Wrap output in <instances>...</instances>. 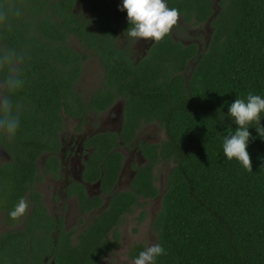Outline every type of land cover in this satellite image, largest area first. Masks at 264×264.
I'll return each instance as SVG.
<instances>
[{
  "label": "trees",
  "instance_id": "1",
  "mask_svg": "<svg viewBox=\"0 0 264 264\" xmlns=\"http://www.w3.org/2000/svg\"><path fill=\"white\" fill-rule=\"evenodd\" d=\"M199 1L203 19L211 8ZM178 3L168 2L179 10ZM8 9V0H0V12L6 13L0 31L7 33L9 22L19 23L17 11ZM210 24V39L199 53L195 47L163 39L145 67L111 72L118 74L113 79L125 97L127 121H156L164 136L142 146L147 161L137 168L131 188L111 191L108 204L78 232V242L70 244L63 238L57 251L52 248L54 264H98L118 244L117 228L125 213L139 206L140 221L146 210L139 197L160 192L151 227L154 244L165 252L155 258V264H264V137L257 131L264 126V112L260 125L255 121L247 125L252 171L223 152L224 139L239 127L229 115L231 104L237 98L246 101L249 93L264 98V0H222ZM2 38L8 47V34ZM49 50L47 57L57 56ZM188 57L195 63L188 65L184 76ZM61 62L67 63L66 58L61 56ZM32 72L39 77L32 78ZM77 73L55 68L46 59L39 70L29 71L20 87L28 98L10 99L14 105L20 100L30 104L27 110L34 115L23 120L36 119L37 112L43 111L45 120L53 122ZM1 74L5 79L8 70ZM115 153L107 156L103 167L105 189L120 165V154ZM35 154L30 152L29 158ZM161 161L170 164L162 191L154 172ZM11 232L8 246H0V264H49L21 245L20 231ZM145 249L142 241H134L127 255L135 260Z\"/></svg>",
  "mask_w": 264,
  "mask_h": 264
},
{
  "label": "flooded vegetation",
  "instance_id": "2",
  "mask_svg": "<svg viewBox=\"0 0 264 264\" xmlns=\"http://www.w3.org/2000/svg\"><path fill=\"white\" fill-rule=\"evenodd\" d=\"M174 1L180 4V19L164 41L170 38L199 53L210 39V20L222 0H203L211 8L203 19L197 9L201 1L165 0L169 8L168 2ZM122 5L123 0H8V11L13 7L19 13V23L9 22L8 33L0 31V56L10 52L22 57L19 78L25 82L29 71L39 70L46 59L55 68L78 73L64 92V104L53 122L45 120L43 111L37 112L36 119L23 120L34 115L27 110L30 104L12 103L19 127L12 137L0 132V246H8V231L16 235L18 230L23 247L54 264V247L57 251L63 238L77 243L78 232L108 204L111 191L131 188L137 168L147 161L142 146L161 140L156 129L144 134L156 121H127L126 100L113 79L118 74H111L145 67L162 42L126 37L131 25ZM7 34L8 47L2 38ZM46 48L57 56L47 57ZM61 56L67 63L61 62ZM194 63V58H187L184 76ZM84 72L88 80L82 79ZM30 76L39 77L33 72ZM20 92L21 88L9 96L28 98ZM30 152L36 153L34 159L29 158ZM112 152L120 154V165L105 189L103 167ZM21 198L28 210L12 219L9 214Z\"/></svg>",
  "mask_w": 264,
  "mask_h": 264
},
{
  "label": "clouds",
  "instance_id": "3",
  "mask_svg": "<svg viewBox=\"0 0 264 264\" xmlns=\"http://www.w3.org/2000/svg\"><path fill=\"white\" fill-rule=\"evenodd\" d=\"M127 11V18L131 27L126 31V37L144 41L159 42L177 25L180 13L175 8H169L165 0H123L121 11ZM19 14V13H17ZM6 13L0 12V21ZM13 53L5 52L0 56V71L5 67L8 75L0 80V132H6L9 137L15 135L19 127V114L13 115V104L9 93L23 85L19 78L20 61ZM19 107V106H18ZM264 112V98L259 95L248 94L247 100L237 98L229 107V115L239 127L234 134L226 137L223 143L224 155L229 159H236L248 171H252V160L248 152V142L251 133L247 125L255 121L260 125V115ZM261 137H264V126L257 127ZM28 203L21 198L10 212L12 219L23 216L28 210ZM160 244H152L141 251L133 264H155V258L164 254Z\"/></svg>",
  "mask_w": 264,
  "mask_h": 264
},
{
  "label": "rangeland",
  "instance_id": "4",
  "mask_svg": "<svg viewBox=\"0 0 264 264\" xmlns=\"http://www.w3.org/2000/svg\"><path fill=\"white\" fill-rule=\"evenodd\" d=\"M89 75L87 72L83 73L82 79L88 80ZM154 126L153 128H151ZM149 129L152 134L153 130L156 129L158 133V139L164 136L162 129L158 124H153ZM162 131V132H161ZM169 163H159L156 167V184L163 189V183L165 179L166 170L169 168ZM161 193V192H160ZM160 196L153 198H144L143 208L146 210L145 216L137 221L136 215L139 213V208H136L130 214H125L121 223L118 226L119 239L118 244L114 249L100 257L98 264H133L134 259H131L127 255V249L134 241H142L146 248L155 243L156 235L151 227V220L160 205ZM135 228V229H134Z\"/></svg>",
  "mask_w": 264,
  "mask_h": 264
}]
</instances>
